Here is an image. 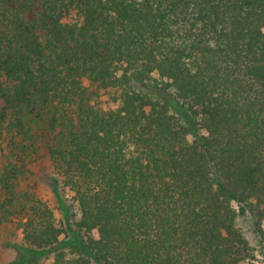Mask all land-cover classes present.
I'll return each mask as SVG.
<instances>
[{"label": "trees", "instance_id": "obj_1", "mask_svg": "<svg viewBox=\"0 0 264 264\" xmlns=\"http://www.w3.org/2000/svg\"><path fill=\"white\" fill-rule=\"evenodd\" d=\"M42 145L76 231L27 182ZM4 224L10 264H255L264 0H0Z\"/></svg>", "mask_w": 264, "mask_h": 264}, {"label": "rangeland", "instance_id": "obj_2", "mask_svg": "<svg viewBox=\"0 0 264 264\" xmlns=\"http://www.w3.org/2000/svg\"><path fill=\"white\" fill-rule=\"evenodd\" d=\"M45 143L46 141L43 145ZM43 145L30 164V175L27 182L33 187L35 194L50 206L56 220L63 224L66 232L76 231L75 223L79 220L77 207L71 198V193L55 175ZM242 224L243 232L248 240L251 244H256L255 236L250 235L246 229L247 224ZM90 236L95 237L96 234L91 232ZM19 241L20 233L13 225H0V264H10L15 258L16 252L12 244ZM256 250L255 264H264V245L257 246Z\"/></svg>", "mask_w": 264, "mask_h": 264}]
</instances>
